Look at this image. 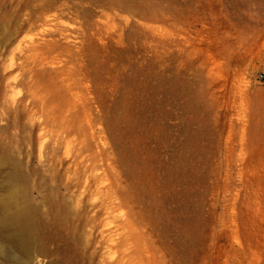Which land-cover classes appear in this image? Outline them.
I'll return each instance as SVG.
<instances>
[{
  "label": "rangeland",
  "instance_id": "rangeland-1",
  "mask_svg": "<svg viewBox=\"0 0 264 264\" xmlns=\"http://www.w3.org/2000/svg\"><path fill=\"white\" fill-rule=\"evenodd\" d=\"M99 1L0 0V99L24 91L6 85L32 39L76 54L77 98L51 71L38 72L39 95L67 114V139L115 205L100 218L113 241L85 248L48 225L41 261L264 264V0H142L138 14Z\"/></svg>",
  "mask_w": 264,
  "mask_h": 264
},
{
  "label": "bare ground",
  "instance_id": "bare-ground-1",
  "mask_svg": "<svg viewBox=\"0 0 264 264\" xmlns=\"http://www.w3.org/2000/svg\"><path fill=\"white\" fill-rule=\"evenodd\" d=\"M129 1H122L125 4L123 9L138 14V11L142 10L143 1ZM132 2L136 4L133 6ZM58 6L60 5L58 4ZM30 7L32 8V6ZM114 19L113 21L116 23ZM108 21L105 20L104 22L113 23V21ZM116 25L115 27L119 24ZM99 38L101 37L99 36ZM35 39L25 44L22 49L25 50L24 55L21 54L22 56H20V52L14 51L11 56V60H14L16 64L15 75L6 86L11 88L22 86L24 91L19 97H12L9 101L8 98L4 97L6 93L0 99V168L4 169L5 178L11 181L12 186L15 188V192L9 193V188L4 190V186H0V191L4 190L0 195V264H43L39 256L45 254L46 246L44 245L51 240V234L50 237L42 233L40 235L39 230L46 228L48 225H53L54 231L51 229L52 233L56 232V227V230H61L60 233L64 232L61 234L62 236L70 235L71 240L74 238L77 243L85 246V248L93 247L98 242L95 240L97 237L106 241L114 240L113 232L106 231L107 229L101 226L100 219L113 211L114 199L109 194L108 188L100 181V178L93 173L90 163L88 164L92 159L82 157L80 149L73 148L71 141L67 139L69 133L67 114L58 115L56 107L49 105L46 98L39 95V85L41 84L37 80L38 72L51 71L56 74L54 79H57V82L63 85L68 95L77 98V93L85 83L76 75L74 65L71 66L77 61L76 54L70 53L67 46L61 47L55 39L48 41ZM118 43L120 42L118 41ZM95 46H93L94 49ZM64 49L67 51H64ZM98 63L96 64L98 65ZM33 71L37 74L35 78L32 74ZM69 108L72 109L68 106L66 112ZM20 114L24 115L22 122L19 120L21 118ZM35 129H37V135L35 141H33L32 134ZM11 130L17 131V134L13 138L7 139L6 133ZM61 148H63L62 152H60ZM104 220L106 221V219ZM119 225L125 228L126 222L123 221ZM125 239L126 236L121 240L125 241ZM68 241L69 239H67ZM72 246L74 248V245Z\"/></svg>",
  "mask_w": 264,
  "mask_h": 264
},
{
  "label": "built area",
  "instance_id": "built-area-1",
  "mask_svg": "<svg viewBox=\"0 0 264 264\" xmlns=\"http://www.w3.org/2000/svg\"><path fill=\"white\" fill-rule=\"evenodd\" d=\"M257 79H258L259 81H263V80H264V71H262V72L258 75Z\"/></svg>",
  "mask_w": 264,
  "mask_h": 264
}]
</instances>
